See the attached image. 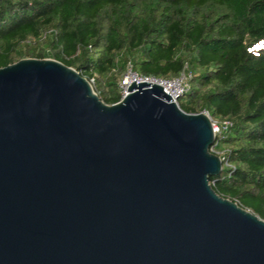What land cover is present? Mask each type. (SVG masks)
I'll list each match as a JSON object with an SVG mask.
<instances>
[{"label":"water","instance_id":"1","mask_svg":"<svg viewBox=\"0 0 264 264\" xmlns=\"http://www.w3.org/2000/svg\"><path fill=\"white\" fill-rule=\"evenodd\" d=\"M127 93L107 105L52 59L0 68V264H264V220L211 185L212 119Z\"/></svg>","mask_w":264,"mask_h":264},{"label":"trees","instance_id":"2","mask_svg":"<svg viewBox=\"0 0 264 264\" xmlns=\"http://www.w3.org/2000/svg\"><path fill=\"white\" fill-rule=\"evenodd\" d=\"M264 0H0V68L52 59L78 71L107 105L128 63L143 76L192 73L186 113L220 123L214 190L264 220Z\"/></svg>","mask_w":264,"mask_h":264},{"label":"built area","instance_id":"3","mask_svg":"<svg viewBox=\"0 0 264 264\" xmlns=\"http://www.w3.org/2000/svg\"><path fill=\"white\" fill-rule=\"evenodd\" d=\"M191 79H192V73L189 72L187 68L180 75L173 78H155V77L140 75L133 69L132 64L128 63L126 73L121 79L119 84L121 100H123L128 96L127 91L130 85L135 83H145V84L158 85L166 89L172 95L174 102L179 105V100L190 90ZM90 83L93 84V81H91ZM204 113H206L210 117L208 112H204ZM212 124L216 137L218 134H220L222 129H227L232 125L231 122L228 120L220 123L218 121H214L213 119H212Z\"/></svg>","mask_w":264,"mask_h":264},{"label":"clouds","instance_id":"4","mask_svg":"<svg viewBox=\"0 0 264 264\" xmlns=\"http://www.w3.org/2000/svg\"><path fill=\"white\" fill-rule=\"evenodd\" d=\"M251 50V48L249 49V51Z\"/></svg>","mask_w":264,"mask_h":264},{"label":"rangeland","instance_id":"5","mask_svg":"<svg viewBox=\"0 0 264 264\" xmlns=\"http://www.w3.org/2000/svg\"><path fill=\"white\" fill-rule=\"evenodd\" d=\"M214 121H216V120H214Z\"/></svg>","mask_w":264,"mask_h":264}]
</instances>
